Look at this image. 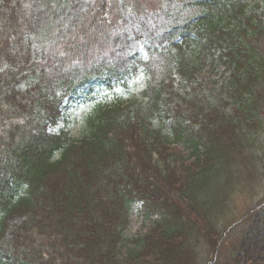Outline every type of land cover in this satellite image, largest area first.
Segmentation results:
<instances>
[{"label": "trees", "instance_id": "trees-1", "mask_svg": "<svg viewBox=\"0 0 264 264\" xmlns=\"http://www.w3.org/2000/svg\"><path fill=\"white\" fill-rule=\"evenodd\" d=\"M191 1L0 0V264H264V0Z\"/></svg>", "mask_w": 264, "mask_h": 264}, {"label": "rangeland", "instance_id": "rangeland-1", "mask_svg": "<svg viewBox=\"0 0 264 264\" xmlns=\"http://www.w3.org/2000/svg\"><path fill=\"white\" fill-rule=\"evenodd\" d=\"M134 1V0H133ZM138 1V4L141 5L142 1L144 0H136ZM147 2L148 7L151 9V12H146V14L152 18V20L154 21H158L156 22V25H159V23L163 20L164 16L166 15L165 12L168 10V8H170L173 13H176L175 8H180V13H182L184 16H192L194 13H197V9H195L196 5L193 4V1L191 0H172V1H176V2H168L169 0H162L161 3L159 2V0H145ZM130 16L129 14L126 15L125 17ZM193 17V16H192ZM160 20V21H159ZM132 23V20H130V24ZM105 38V37H104ZM87 46L89 47V49H87V53L85 55L79 56L81 54H77V58H73L72 53L70 54V56H67L65 58V60L62 61V65L63 67H65L66 69L73 66L76 68L77 71L80 72H87V68L90 69L92 66H94V64H96L97 62H99L100 59L106 60L107 58L110 57V54H112V52H114L115 50H112L111 48L106 47L105 44H107L106 42V38L104 40V43L100 41V43H96L94 44V48H93V43L88 41L86 42ZM113 46V45H112ZM48 47V46H47ZM106 50V51H105ZM82 50L79 49L78 52L80 53ZM139 53L143 56V58L145 60H148V55H147V50L145 48V46L140 45L139 49H138ZM60 54V50L58 48H46L45 51H43L44 55L47 56H51L53 57H59ZM79 56V57H78ZM72 59V60H71ZM59 60V59H58ZM76 61L79 62L77 66H74L72 64V61ZM109 60V59H108ZM174 77L176 78V80L178 81L180 79V76L175 74ZM212 78H219L216 75H214ZM141 80L138 81V83H140ZM68 105H66L64 107V109H66V112L68 111ZM68 113V112H67ZM70 114V113H68ZM70 120L73 121V116L70 114ZM73 125V122H72ZM62 125L59 124L58 126L55 127H50V128H54L55 130H58L59 128H61ZM143 225V219H142V215H141V208L138 206L136 207V210L134 211V213L131 215V221H130V228H129V234H134L137 233L139 230H141Z\"/></svg>", "mask_w": 264, "mask_h": 264}]
</instances>
